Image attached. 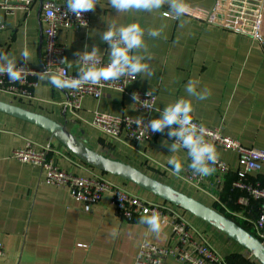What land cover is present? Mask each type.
Returning a JSON list of instances; mask_svg holds the SVG:
<instances>
[{"label":"crops","instance_id":"crops-1","mask_svg":"<svg viewBox=\"0 0 264 264\" xmlns=\"http://www.w3.org/2000/svg\"><path fill=\"white\" fill-rule=\"evenodd\" d=\"M88 27L60 29L58 42L66 49V65L77 72V51L85 44L98 45L108 62L106 43L99 32L108 25L138 23L145 31L142 47L135 55L145 58L151 76L138 74L133 88L151 89L157 93V118L167 104L177 99H190L192 118L208 127L220 128L230 137L249 147H264V0H179L186 11L177 17L164 13L169 0L159 9H129L118 13L108 0H97ZM5 29L0 32V52L17 57L28 47L32 53L27 63L43 65V23L41 0L28 9L5 14L0 9ZM106 20V21H105ZM258 24L260 38L251 34ZM156 29L159 35L149 36ZM96 35H90L93 31ZM22 63V61H20ZM54 75V74H52ZM196 81V90L204 99L189 96L187 83ZM0 100L45 115L65 125L79 140L99 153L129 163L146 174L196 198L230 217L254 233L253 222L260 205L251 201L244 209L238 203L241 192L232 183L239 165L232 151L218 150L231 172L218 188L208 192L195 189L175 172L168 159L175 156L187 165V153L178 149L170 153L159 135L153 141L133 142L125 135L112 139L92 126L96 111L113 115L144 117L132 100L117 90L109 89L100 99L83 98L76 111L67 108V89L54 87L44 77L30 97L19 98L0 93ZM27 141L37 147H49L48 156L62 168L80 176H99L140 197L175 208L187 220L199 242H207L226 264H260L249 251L223 232L155 197L150 192L120 177L89 166L52 138L45 129L0 112V241L6 248L0 264H135L143 241L159 246L175 242L171 228L162 225L152 232L143 221H123L111 204L110 194L86 210L70 197L68 189L42 181L39 167L11 156L12 151ZM252 180L264 181V170L251 173ZM165 264H176L170 257Z\"/></svg>","mask_w":264,"mask_h":264},{"label":"built area","instance_id":"built-area-1","mask_svg":"<svg viewBox=\"0 0 264 264\" xmlns=\"http://www.w3.org/2000/svg\"><path fill=\"white\" fill-rule=\"evenodd\" d=\"M35 1L37 0H0V9L5 14L12 13L17 9L28 10ZM164 13L171 17H177L169 9H166ZM91 14L92 10L84 13L83 19L87 21V24L81 25L85 21L77 20L73 14L67 12L65 0H41V19L44 27L43 65L33 67L24 63V76L16 82L9 81L6 75L0 74V93L11 94L19 98L30 97L33 90L41 83V80L55 74L57 68L63 69L68 76L75 77L78 71H71L66 65V49L63 44L58 42L57 33L60 29L69 30L88 27ZM3 29H5V23L0 17V32ZM258 32L257 24L251 35L258 39L260 38ZM64 59V63L59 64ZM75 59H77L76 55ZM103 62L107 63L104 59ZM76 64L79 67L78 61H76ZM137 77L138 74L136 79ZM136 79L122 76L115 80L100 81L95 84L85 82L76 88L67 89V108L76 111L81 107L84 97L92 96L100 99L107 95L109 89L119 91L124 96L129 97L133 103V93H137L141 100L150 99L148 102L153 104L151 109L133 104L137 111L144 114L143 122L147 124L154 119L151 114L155 110L157 93L151 89L133 88ZM149 92H151V95H148ZM139 118L96 111L92 126L112 139H120L125 135L127 139L136 143L153 141L159 135H163L168 140L174 139L167 136V129L164 133H149L143 126L138 128L134 122ZM193 123L204 128V138L215 146L216 154L219 149L232 151L236 154L239 170L232 185L241 192L238 203L244 209L249 207L251 201L259 203L260 212L253 222V228L255 236L264 244V181L249 178L251 173H259L264 170V147L245 146L240 140L224 134L220 128L205 126L195 119H193ZM183 150L186 152L185 149ZM48 153L49 147H37L34 142L27 141L24 146L14 149L11 156L23 163H31L39 167L43 182L67 188L70 197L82 203L86 210L91 209L93 205L101 201L104 194L109 193L111 204L123 221H143V217L156 211L163 218L162 225L171 228L175 240L174 244L172 246H159L155 243L143 241L135 264H165L170 257L176 260V264H226L224 258L207 242H199L195 239L191 226L177 209L166 204L147 200L99 176H80L67 171L50 159ZM210 167L212 171L209 175L200 176L194 173L187 163V165L182 166L177 174L195 189L209 193L210 189L218 188L223 178L231 172L228 163L218 155L215 163ZM5 254V245L0 241V260Z\"/></svg>","mask_w":264,"mask_h":264},{"label":"clouds","instance_id":"clouds-1","mask_svg":"<svg viewBox=\"0 0 264 264\" xmlns=\"http://www.w3.org/2000/svg\"><path fill=\"white\" fill-rule=\"evenodd\" d=\"M97 3V0H65L67 12L73 14L77 20L85 21L81 25L87 24V21L83 19L84 13L93 10ZM162 3L163 0H108L109 7L118 13L127 12L129 9H159ZM169 10L178 16L183 14L186 8L179 0H169ZM106 22L108 26L98 34L100 40L108 45V62H103L105 51H102L98 45L85 44L84 50L77 51L75 54L77 56L75 60L79 64L77 75L68 76L63 69L57 68L55 74L49 76L54 87L72 89L85 82L95 84L100 81L115 80L122 76L135 80L137 74L140 73L151 76L152 73L145 58L133 54L134 50L142 47L146 30L138 23L115 26ZM96 34L95 30L90 33V35ZM147 34L156 37L160 33L156 29H149ZM31 55L28 47H24L19 52L18 58L0 52V74L6 75L12 82L21 80L24 76L23 64L30 61ZM64 61L65 59L59 64H63ZM196 85V81L190 80L186 85V92L189 96L204 99V94L197 92ZM148 95H151V92ZM132 98L133 104L142 105L148 109L153 107V104L148 102L150 99L141 100L137 93H133ZM193 107L190 99L180 98L167 104L162 110L156 109L160 115L149 123L145 124L141 116L134 123L138 128L143 126L149 133H164L167 129V136L174 138L163 141L169 147L170 153H176L180 148L185 149L189 160L188 167L200 176H207L212 171L210 165L214 164L217 159L216 149L212 143L205 140L204 128L193 123L191 115ZM168 164L175 172H179L182 168V162L175 156L168 159ZM142 219L152 232L161 231L163 218L158 212L153 211L151 215Z\"/></svg>","mask_w":264,"mask_h":264},{"label":"water","instance_id":"water-1","mask_svg":"<svg viewBox=\"0 0 264 264\" xmlns=\"http://www.w3.org/2000/svg\"><path fill=\"white\" fill-rule=\"evenodd\" d=\"M0 112L45 129L52 138L63 144L89 166L129 181L159 199L205 221L244 247L260 264H264V244L253 233L230 217L129 163L99 153L79 140L65 125L45 115L2 100H0Z\"/></svg>","mask_w":264,"mask_h":264},{"label":"trees","instance_id":"trees-1","mask_svg":"<svg viewBox=\"0 0 264 264\" xmlns=\"http://www.w3.org/2000/svg\"><path fill=\"white\" fill-rule=\"evenodd\" d=\"M104 173V172H103ZM106 174H108V173H106ZM135 185V184H134ZM156 197V196H155ZM158 198V197H157ZM180 209V208H179ZM182 210V209H181ZM182 211H184V210H182ZM186 212V211H185ZM192 215V214H191ZM195 217V216H194ZM251 233H253V232H251ZM254 234V233H253ZM255 235V234H254Z\"/></svg>","mask_w":264,"mask_h":264}]
</instances>
